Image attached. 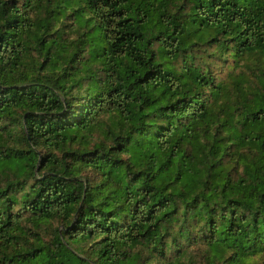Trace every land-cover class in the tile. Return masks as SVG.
Instances as JSON below:
<instances>
[{
  "label": "trees",
  "instance_id": "trees-1",
  "mask_svg": "<svg viewBox=\"0 0 264 264\" xmlns=\"http://www.w3.org/2000/svg\"><path fill=\"white\" fill-rule=\"evenodd\" d=\"M0 264H264V0H0Z\"/></svg>",
  "mask_w": 264,
  "mask_h": 264
},
{
  "label": "rangeland",
  "instance_id": "rangeland-1",
  "mask_svg": "<svg viewBox=\"0 0 264 264\" xmlns=\"http://www.w3.org/2000/svg\"><path fill=\"white\" fill-rule=\"evenodd\" d=\"M70 21H71L70 19H66L64 22L65 33L69 40H73V38L77 36L78 30L74 26H71ZM226 71H227V67L225 66L222 69V71L219 72V74L223 75ZM25 221H26L25 231L21 233L19 237V242L22 246H28L33 241H35V236H34L35 228L33 227V224L29 221V219H26ZM59 223H60L59 220L54 218L41 224L38 231L42 235L43 240L49 241L51 239L54 228L60 226ZM8 250H11V248H9ZM191 251L193 255L196 256L198 255L199 257V245H192Z\"/></svg>",
  "mask_w": 264,
  "mask_h": 264
}]
</instances>
